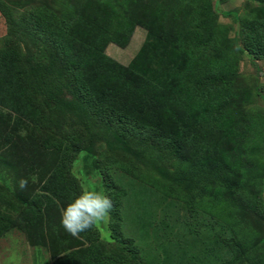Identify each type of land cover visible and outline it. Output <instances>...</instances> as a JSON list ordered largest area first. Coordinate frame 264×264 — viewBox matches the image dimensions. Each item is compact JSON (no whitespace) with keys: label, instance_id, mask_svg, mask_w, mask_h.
<instances>
[{"label":"rangeland","instance_id":"obj_1","mask_svg":"<svg viewBox=\"0 0 264 264\" xmlns=\"http://www.w3.org/2000/svg\"><path fill=\"white\" fill-rule=\"evenodd\" d=\"M202 1L185 12L175 5L178 0H169L164 10L149 12L154 33L166 44L161 65L153 53L146 54L160 50V42L145 45L146 26H135L126 41H110L104 49L127 68L145 45L146 56L138 63L142 89L151 81L154 86L149 89L157 91L158 76L147 73L153 69L168 71L172 84L182 89L188 104L178 109L181 120L176 130L186 133L176 146L155 140L152 134L167 132L163 106L136 99L134 94L116 96L118 85L111 70L92 62L79 68L89 81L91 99L78 106L64 92L58 109L47 117L45 102L38 90L26 87L23 73L37 63L65 69L60 54L43 36L54 32L63 38L64 26L82 23L84 2L9 1L14 34L8 35L7 21L0 13V217L20 221L0 223V264H57L61 257L73 259V252L83 264L98 253L106 259L104 264H200L195 255L206 246L216 256L215 264H264V241L260 242L264 238V174L258 177L254 170L264 172V16L257 9L263 4L258 0ZM207 5L213 12L211 23L197 28L190 14L203 12ZM134 6L140 14L139 6ZM249 27L259 30L258 36ZM247 29L255 48L245 42ZM204 32H211L215 42L199 44ZM200 83L207 86L198 96L195 86ZM111 108L126 118L107 116L105 111ZM250 127L259 134L258 148L246 156L238 157L232 148L226 153L234 171L226 192L189 204L186 197L169 195L158 187L160 181L176 179L178 152L191 162L213 163L222 153L210 146L211 141L232 145L237 134ZM29 137L38 143L34 155L24 148ZM11 143L21 147L2 157ZM22 155L28 161L22 163ZM244 165L254 170L251 182L244 178ZM33 175L38 176L36 183L30 179ZM22 178L29 181L23 190L18 186ZM74 186L79 193L85 187L94 188L114 206L107 223L77 237L60 224L61 208L76 196ZM12 203L19 212L10 208ZM36 213L40 217L35 218ZM253 233L254 252L239 257L243 250L233 241ZM132 248L137 250L134 258ZM54 250L58 255L54 256Z\"/></svg>","mask_w":264,"mask_h":264},{"label":"trees","instance_id":"obj_2","mask_svg":"<svg viewBox=\"0 0 264 264\" xmlns=\"http://www.w3.org/2000/svg\"><path fill=\"white\" fill-rule=\"evenodd\" d=\"M10 0H0V13L5 17L8 24V35H12L15 33L13 26V18L11 15V8L8 5ZM84 2L85 12L82 15L83 20L82 23L71 24L69 26H64V36L63 38L58 36V33H52L51 35L44 33L45 43L51 47L54 51L60 54L61 63L65 66V69H58L51 64H40L37 63L27 71L23 73V80L28 89H36L38 90V95L45 102L49 112L48 116L50 117L55 110L59 107V101L64 92H67L71 97H73L75 103L78 106H83L82 102H84L90 95V87L88 79L80 74L81 71L79 68L83 66L85 62L96 63L102 67H107L111 70L114 81L117 83L118 88L115 90L116 96H124L132 95L136 99H147L151 101L159 102L162 106V113H165L168 117V126H167V134L162 131H152V134L155 136V140H162V142L166 141L172 144H178V139H180L181 135H184L186 132L181 131L178 132L176 128V124L181 120V115L178 113V109H182L184 103L186 105V101L184 98V94L182 89L180 90L177 86L172 84V79L168 71H160L159 69H153V72L148 71L147 73L153 74L152 76H158L156 78V83L159 85L156 90L152 91L149 89V86H154V83L151 81L146 82L145 89H142L140 80L142 76L139 71L138 63L141 59H143L146 54L153 53L152 56L154 59L158 61V64H162L165 59V48L166 44L158 38L154 33V29H152V21L149 19L154 18L149 17V12L156 11L159 12L164 10L166 6H168L169 0H78ZM199 1L202 0H178V3L175 4L180 7V10H188L191 9L189 5L196 3L199 5ZM261 1L263 5H260L258 11H260L261 16H264V0ZM203 2V1H202ZM106 5V6H105ZM138 5V12L133 9ZM104 7L102 9L101 7ZM211 5H207V8L204 9L203 12H199L197 14L192 13L190 17L195 21V26L197 28L201 27L206 22H210L212 19L213 12L211 10ZM142 8L144 12L140 9ZM108 9V10H107ZM186 12V11H185ZM211 23V22H210ZM137 25L146 26L147 34H146V43L156 44L160 42V50H156L152 52L147 50L148 52L145 54V45L137 55V57L132 61L130 66L127 68H123L116 61L111 59L109 56L105 54V46L110 41H116L118 43H122L126 41L133 31L134 27ZM210 26V25H209ZM211 27V26H210ZM213 28V27H212ZM250 29V27H249ZM257 35V31L252 30ZM51 31V29H50ZM245 32L247 34L245 38V42L251 48L254 47V39L249 35V32ZM211 32H204L206 35L203 39H201L199 44H210L215 42L213 37L210 35ZM258 36V35H257ZM157 52H162V54H158ZM75 57V59H74ZM146 73V74H147ZM139 80V81H138ZM207 84L200 83L195 86V92L199 96L204 92V88ZM178 94L176 91H178ZM172 92V93H170ZM173 94V95H172ZM92 97V96H91ZM89 97V99H91ZM5 101V100H4ZM88 102V99H87ZM9 104V102H8ZM7 103H1L4 107H11ZM188 104V103H187ZM107 116L110 117H125L124 113L120 112L117 109L111 108L105 111ZM3 112L0 111V115L3 116ZM8 117V116H6ZM41 119V118H40ZM5 122V121H4ZM45 122V121H44ZM262 125H264V118H261ZM3 125L1 124V127ZM253 127V126H252ZM3 132V130H2ZM166 134V135H165ZM29 137L27 142L25 143V150L34 155L37 150H34L38 143ZM221 141L217 140V143L214 141L210 142L211 147H218L221 150L220 155L214 160L213 163H205L200 161L191 162L190 160L185 159L181 156V153L178 152L175 154L174 161V175L176 179L160 181L158 187H160L165 193L172 196H184L188 200L189 204H195L204 201H210L211 197L214 196L215 192L224 193L226 190L230 189L229 176L233 175L234 171L231 165V159L227 156V152L231 150L236 151L238 157L246 156L251 151L258 148L259 144V134L257 131L253 130L250 127V130L237 134V138L232 142V145H227L226 141L221 145L218 144ZM175 144V146H176ZM19 146L15 143H11L3 150L2 157L10 155L11 152L15 153L18 151ZM178 146V145H177ZM179 150V146L176 147ZM218 150V151H219ZM10 151V153L8 152ZM12 159H16L12 157ZM17 160V159H16ZM28 161V158L21 156V162ZM256 168V167H255ZM255 173L258 177H262L264 172L257 171ZM253 169L244 165L242 167V172L246 182H251L254 180L255 173ZM62 176H66V171L64 169L60 170ZM244 183V182H242ZM72 187V185H70ZM76 196L79 195L78 188L74 186ZM140 196L138 195V198ZM10 208L14 211L19 212V208L15 204H11ZM36 213L35 218L40 217ZM135 216V215H134ZM20 220H14L9 217L1 218L0 223L3 225H8L10 222L16 224ZM255 233L252 234V237L246 238H237L241 239L240 241L234 240L233 244L237 245L240 249L243 250V253L239 257H244L248 252H254L255 250V242L253 237ZM264 238L260 239V242H263ZM228 244L232 242H227ZM231 245V244H230ZM226 246V245H224ZM134 247V246H133ZM56 250V249H55ZM54 250V251H55ZM132 256L131 258L136 256L137 250L131 249ZM54 256L58 255L57 252H54ZM166 255H171L168 251H166ZM76 257L75 252H73V259H65L64 257L59 258V262L57 264H83L79 260L74 258ZM197 258L199 259V263L201 264H215L216 256H211L210 247L206 246L198 251ZM92 260V261H91ZM106 259L101 258L100 253L96 254L93 259L87 258L88 264H104ZM130 261V260H128ZM56 264V263H55Z\"/></svg>","mask_w":264,"mask_h":264},{"label":"clouds","instance_id":"obj_3","mask_svg":"<svg viewBox=\"0 0 264 264\" xmlns=\"http://www.w3.org/2000/svg\"><path fill=\"white\" fill-rule=\"evenodd\" d=\"M33 183L38 181V176L33 175ZM28 179H20L18 186L25 189ZM112 200L102 192L94 188L85 187L80 194L60 210V224L65 232L73 237L94 228L97 224L107 223L110 213L113 211Z\"/></svg>","mask_w":264,"mask_h":264}]
</instances>
